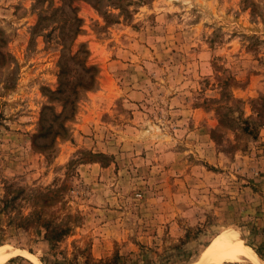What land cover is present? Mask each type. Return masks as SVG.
<instances>
[{
  "label": "rangeland",
  "instance_id": "rangeland-1",
  "mask_svg": "<svg viewBox=\"0 0 264 264\" xmlns=\"http://www.w3.org/2000/svg\"><path fill=\"white\" fill-rule=\"evenodd\" d=\"M17 190L67 259L190 264L223 235L264 261V0H0V209Z\"/></svg>",
  "mask_w": 264,
  "mask_h": 264
},
{
  "label": "trees",
  "instance_id": "trees-1",
  "mask_svg": "<svg viewBox=\"0 0 264 264\" xmlns=\"http://www.w3.org/2000/svg\"><path fill=\"white\" fill-rule=\"evenodd\" d=\"M58 76V86H60L62 82L66 81V79H64V68L61 66L59 67ZM61 78L63 81H61ZM20 196H22V191L17 190L10 198L5 197L3 201H1L0 214L5 215L7 229L10 228L16 233H23L28 237H39L40 241L45 242L50 252L47 257L52 258L51 264H117L116 255L110 259L95 261L88 253H85V250H77L71 255L70 259L60 256L62 253L59 252L57 246L68 235L70 228L63 224L60 225V223L41 219L39 213H31L27 216H23L21 213L15 212V210L11 212V209H14L12 206L14 205V201ZM2 231L5 232V230ZM30 241L35 242L36 240ZM28 251L31 252V250ZM47 257L44 259L39 258V261L42 264H47ZM80 259H82L81 262Z\"/></svg>",
  "mask_w": 264,
  "mask_h": 264
},
{
  "label": "bare ground",
  "instance_id": "bare-ground-1",
  "mask_svg": "<svg viewBox=\"0 0 264 264\" xmlns=\"http://www.w3.org/2000/svg\"><path fill=\"white\" fill-rule=\"evenodd\" d=\"M23 257L32 264H40L35 256L25 251L8 247L0 248V264H6L14 257ZM264 264L253 250L242 242L230 240L220 235L211 240L190 264H223V263Z\"/></svg>",
  "mask_w": 264,
  "mask_h": 264
}]
</instances>
